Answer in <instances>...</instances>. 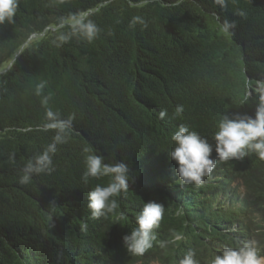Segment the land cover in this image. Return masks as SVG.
Listing matches in <instances>:
<instances>
[{"label":"trees","instance_id":"16d2710c","mask_svg":"<svg viewBox=\"0 0 264 264\" xmlns=\"http://www.w3.org/2000/svg\"><path fill=\"white\" fill-rule=\"evenodd\" d=\"M263 254L264 0H0V264Z\"/></svg>","mask_w":264,"mask_h":264},{"label":"rangeland","instance_id":"374dc122","mask_svg":"<svg viewBox=\"0 0 264 264\" xmlns=\"http://www.w3.org/2000/svg\"><path fill=\"white\" fill-rule=\"evenodd\" d=\"M7 66V64L3 65L1 71H3V69ZM251 264H264V254L259 256L257 261Z\"/></svg>","mask_w":264,"mask_h":264}]
</instances>
